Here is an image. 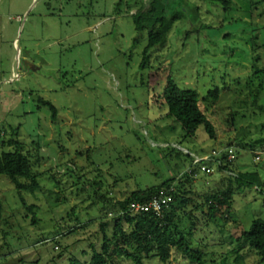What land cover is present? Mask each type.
<instances>
[{
	"label": "rangeland",
	"instance_id": "374dc122",
	"mask_svg": "<svg viewBox=\"0 0 264 264\" xmlns=\"http://www.w3.org/2000/svg\"><path fill=\"white\" fill-rule=\"evenodd\" d=\"M29 1L0 0V154L18 140L38 187L17 190L0 175V264L87 262L103 233L112 237L115 201L167 181L189 199L191 220L182 227H193L191 247L205 253V264H264L241 238L253 219H264V0H187L186 17L150 49L144 68L147 30L135 29L131 8L148 0ZM14 44L19 63L30 65L17 67ZM167 77L197 91L214 138L203 125L188 136L166 115ZM215 87L217 100L203 98ZM38 98L56 107L55 118ZM229 147L230 169L250 173L251 183L208 159ZM227 189L230 212L217 207L209 218L204 196ZM143 262L195 264L176 249L166 263ZM112 264L134 262L120 253Z\"/></svg>",
	"mask_w": 264,
	"mask_h": 264
},
{
	"label": "trees",
	"instance_id": "16d2710c",
	"mask_svg": "<svg viewBox=\"0 0 264 264\" xmlns=\"http://www.w3.org/2000/svg\"><path fill=\"white\" fill-rule=\"evenodd\" d=\"M210 1L220 2L225 6L230 4V0ZM186 4L187 0H148L147 2L141 1L136 9L131 8V18L135 29L139 32L147 30V43L142 51L140 68H144L149 61L150 49L166 42L167 34L173 23L186 17ZM218 94L219 90L215 87L209 89L203 98L209 97L217 100ZM162 98L167 108L166 115L178 119L186 135H194L197 128L203 125L209 138L215 137V129L199 105V96L196 90L179 87L170 77H167L162 90ZM38 100L41 104L48 106L51 116L55 118L56 107L42 98H38ZM16 130L14 129L13 133H16ZM12 143L15 144V150L0 154V175L8 177L17 190L33 192L38 187V182L37 174L31 167V159L20 150L18 140H12ZM8 144L11 145V141ZM225 153L226 150L218 157L223 160ZM231 164H222L218 169L232 171ZM250 175V173H243L229 176L251 183L253 179ZM20 179L28 180L29 183H21ZM169 187L174 188L172 201L163 210L161 216H156L152 212L132 214L125 211L130 202H147L158 190ZM184 194L175 189L173 182L167 181L155 187L133 191L128 196L117 199L115 204L118 209L113 218L112 237L108 238L103 233L101 249L98 251L92 248V254L87 262L71 258L67 264H112L120 253L125 258L131 259L134 264H144L143 259L150 257H157L161 262L166 263L172 249L179 251L192 263L205 264V253L191 247L190 234L193 227L187 229L182 227L186 220H191L185 211L189 199ZM231 199L232 192L229 189L204 196V202L208 208L207 216L212 219L217 207L223 208V212L229 213ZM262 205L264 208V198ZM2 208L0 201V221ZM31 208L32 206H28V210L31 211ZM32 222H36L35 217H32ZM124 224L129 232L124 229ZM101 228L103 230L104 225ZM241 238L256 251L261 261L264 262V219H253L248 229L242 230ZM132 243L136 245L135 249H131ZM238 258L237 256L236 259Z\"/></svg>",
	"mask_w": 264,
	"mask_h": 264
},
{
	"label": "built area",
	"instance_id": "2783aa9c",
	"mask_svg": "<svg viewBox=\"0 0 264 264\" xmlns=\"http://www.w3.org/2000/svg\"><path fill=\"white\" fill-rule=\"evenodd\" d=\"M218 156L219 152L213 150L211 152V155L208 157V159L213 160L217 167H219L222 164H229L234 161V150L229 147L226 149L225 158L222 160ZM197 161H201L198 157H196ZM200 170L203 171L206 174H210L212 172V168L207 165H201ZM192 172V171H190ZM224 172L227 175H235L232 171L225 169ZM174 188H163L158 190L154 195L151 196V198L147 202H130L126 208V212L128 213H141V212H152L156 216H161L163 210L168 207L169 203L172 201V192Z\"/></svg>",
	"mask_w": 264,
	"mask_h": 264
},
{
	"label": "crops",
	"instance_id": "0c3cea01",
	"mask_svg": "<svg viewBox=\"0 0 264 264\" xmlns=\"http://www.w3.org/2000/svg\"><path fill=\"white\" fill-rule=\"evenodd\" d=\"M31 2V0L29 1V3ZM29 3L25 6L23 12L25 11V9L29 6ZM22 13H18L16 14V16L14 17V20H16L18 22V24L21 22L22 20ZM6 24H5V20H4V16L3 13L0 12V33L3 32V30L5 29ZM16 41V40H15ZM14 46L17 48V50H19V48L16 46V44H14ZM12 75H14V71L12 72ZM10 80V79H9ZM199 184L202 185L204 183V181L202 179L198 180Z\"/></svg>",
	"mask_w": 264,
	"mask_h": 264
},
{
	"label": "water",
	"instance_id": "95a60500",
	"mask_svg": "<svg viewBox=\"0 0 264 264\" xmlns=\"http://www.w3.org/2000/svg\"><path fill=\"white\" fill-rule=\"evenodd\" d=\"M20 58H21V53L20 50H17V54H16V60H17V67H21V68H25L27 65H30V62L26 59H21V63L20 62Z\"/></svg>",
	"mask_w": 264,
	"mask_h": 264
}]
</instances>
